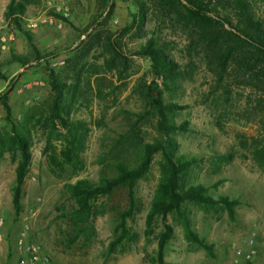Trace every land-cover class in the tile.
<instances>
[{
    "label": "rangeland",
    "instance_id": "374dc122",
    "mask_svg": "<svg viewBox=\"0 0 264 264\" xmlns=\"http://www.w3.org/2000/svg\"><path fill=\"white\" fill-rule=\"evenodd\" d=\"M12 1L0 0V95L11 87L9 104L14 121L21 123L33 110L48 114L53 97L50 74L54 72L66 89L78 86L81 99L71 105V117L86 122L91 131L82 154L84 169L76 176L70 171L57 176L51 173L44 153L49 128L42 124L35 129L19 216L12 202L17 161L7 152L2 156L0 264H20L22 260L29 264L18 247L20 239L41 246L39 264H154L150 258L156 254L157 243H147L144 231L150 201L161 177V154L154 157L149 173L138 184L137 194L144 208L129 224L140 234V240L125 254H109L108 245L117 224L115 208L126 206V191L101 201L107 202L109 210L92 224L90 241L81 237L72 243L74 231L66 214L74 203L65 190L68 182H97L101 174L111 173L116 157L115 150L110 151L114 141L131 130L136 114L143 111V102L135 90L137 82L142 77L147 82L153 80L150 60L136 55L151 38L166 46V54L181 74L177 87L167 89L161 80L158 86L164 102L179 106L174 121L186 128L174 135L178 150L196 162L185 186L202 184L214 198L224 195L240 202L234 220L218 207H187L193 230L214 245V258L195 250L184 237L182 222L170 216L175 238L166 250V261L264 264V172L238 139L264 133V86L241 74L233 60L221 73L219 51L201 41L194 26L181 21L175 13L157 8L154 0H39L27 6L19 24L5 19ZM137 2H145L148 7L144 28L140 30L137 23L126 32L133 16L139 14ZM116 44L121 57L114 59L112 48ZM89 81L96 89L93 92L88 90ZM70 103L67 96L66 104ZM8 130L0 104V133ZM60 130L58 126L51 138L57 148L63 144L64 132ZM137 134L147 143L157 141L156 120L148 117L139 121ZM135 146L136 142H126V152L122 153L126 159L136 160ZM219 154H233L235 158L218 170L215 158ZM252 250L255 255L247 259Z\"/></svg>",
    "mask_w": 264,
    "mask_h": 264
},
{
    "label": "trees",
    "instance_id": "16d2710c",
    "mask_svg": "<svg viewBox=\"0 0 264 264\" xmlns=\"http://www.w3.org/2000/svg\"><path fill=\"white\" fill-rule=\"evenodd\" d=\"M39 0H13L5 12V19L17 24L23 21L27 6L36 5ZM157 8L164 13H175L181 21L194 26L198 38L219 51L217 62L220 72L227 69L229 60L238 65L241 74L247 75L264 86V0H154ZM139 14L133 16V22L125 31L133 29L140 23L139 29L144 28L147 19V4L137 2ZM113 46V44H112ZM111 46V47H112ZM116 44L114 59L121 54ZM166 46L151 38L136 52V55L148 58L151 63L153 80L147 82L146 77L138 80L135 90L143 102V111L136 114L137 119L130 131L125 132L114 141L110 150H115L116 157L111 166L109 175L101 174L99 181L80 179L65 184V190L73 201V209L66 214L72 225L74 235L71 242L84 237L90 241L93 236L92 224L98 216L105 215L109 208L103 200L111 199L120 190L126 191L127 204L124 208H115L117 224L114 238L108 245L109 254H125L130 252L140 240V234L130 226L136 216L142 212L144 205L137 194V187L149 173L154 157L161 154L160 180L151 198L145 219L147 243L155 240L156 254L150 258L154 264H174L166 261V250L175 238V230L169 222L170 216H176L184 227V237L195 250H202L206 256L214 258V245L201 238L192 228L188 213L189 205L203 208L218 207L226 212L231 220L235 219L239 200L220 195L214 198L209 195L208 188L202 184L186 187L185 180L195 160L180 154L174 135L185 131L184 125L174 121V115L179 108L177 104L164 102L163 91L159 89L158 80L169 89L177 87L180 81V72L177 65L166 54ZM17 61V60H16ZM18 61H21L18 59ZM121 76V72H120ZM3 77V76H1ZM50 84L53 97L48 114L42 111H29L23 121L17 123L13 119L12 108L9 104L11 87L0 95V104L3 106L9 130L0 133V161L7 152L17 161L16 179L13 186V206L16 215L22 212L23 187L29 173L32 160L31 142L35 129L42 124L47 132V145L44 153L47 154L51 173L63 176L70 171L76 176L84 169L85 162L82 154L86 149L90 134L89 125L71 117L70 107L80 102L81 96L78 86L73 90L66 89L60 77L54 72L50 74ZM89 91H95L92 82H87ZM97 91L102 90L97 86ZM71 103L66 104V98ZM156 120V131L159 139L147 143L138 137V123L144 118ZM60 126L64 132L63 144L60 148L54 146L52 135ZM243 149L250 150L257 167L264 172V133L250 138H238ZM136 142L134 159H126V142ZM233 154H219L215 158V165L220 170L223 165L233 161ZM221 183V182H220ZM217 183L214 188H217ZM160 231L158 232V229Z\"/></svg>",
    "mask_w": 264,
    "mask_h": 264
},
{
    "label": "built area",
    "instance_id": "2783aa9c",
    "mask_svg": "<svg viewBox=\"0 0 264 264\" xmlns=\"http://www.w3.org/2000/svg\"><path fill=\"white\" fill-rule=\"evenodd\" d=\"M64 16H68V14L63 13ZM51 24L53 23V20L50 19L49 21ZM59 27H61V24L59 25ZM2 42H5V38H2ZM2 226H3V221H0V241L2 239ZM18 247L19 249L24 252V254L27 257L28 263L29 264H39L41 261V246L39 244H35V243H28L25 242L23 239H20L18 241ZM255 250L250 251L247 255L246 258L247 259H251L254 255H255ZM27 261L26 260H22L20 262V264H26Z\"/></svg>",
    "mask_w": 264,
    "mask_h": 264
},
{
    "label": "crops",
    "instance_id": "0c3cea01",
    "mask_svg": "<svg viewBox=\"0 0 264 264\" xmlns=\"http://www.w3.org/2000/svg\"><path fill=\"white\" fill-rule=\"evenodd\" d=\"M3 250V248L1 247V249H0V251H2ZM8 257V256H7Z\"/></svg>",
    "mask_w": 264,
    "mask_h": 264
}]
</instances>
